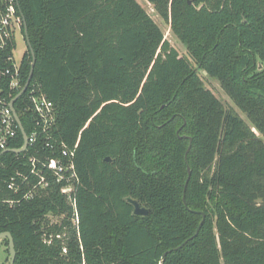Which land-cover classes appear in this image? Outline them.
<instances>
[{"label": "trees", "instance_id": "1", "mask_svg": "<svg viewBox=\"0 0 264 264\" xmlns=\"http://www.w3.org/2000/svg\"><path fill=\"white\" fill-rule=\"evenodd\" d=\"M147 1L195 65L137 0H18L22 85L34 53L30 88L56 107L55 139L78 143L81 184L76 210L58 186L11 206L21 199L6 181L46 150L0 156V233L15 264H264V0ZM22 145L19 134L10 147Z\"/></svg>", "mask_w": 264, "mask_h": 264}, {"label": "built area", "instance_id": "2", "mask_svg": "<svg viewBox=\"0 0 264 264\" xmlns=\"http://www.w3.org/2000/svg\"><path fill=\"white\" fill-rule=\"evenodd\" d=\"M24 19L18 12V0H0V156L10 147L21 134L15 113L21 121V116L31 120V132L27 134V149L42 142L45 154L36 151L34 155L23 162L24 170L17 171L6 181L7 188L21 200L5 201L13 206L22 200H32L48 195L53 186L59 187V193L76 210L75 194L80 186V178L75 165L78 143L70 148L55 139L53 129L57 122V111L40 84L35 83L14 104V98L23 90L22 63L16 61L14 49L17 33L23 34ZM23 100L17 109V103ZM23 137V136H22ZM24 145V141H23ZM23 145L20 148L23 147ZM15 154V153H14ZM19 159V157H17ZM78 219H74V224Z\"/></svg>", "mask_w": 264, "mask_h": 264}, {"label": "rangeland", "instance_id": "3", "mask_svg": "<svg viewBox=\"0 0 264 264\" xmlns=\"http://www.w3.org/2000/svg\"><path fill=\"white\" fill-rule=\"evenodd\" d=\"M137 2L145 9V11L151 16V18L158 24L161 28L164 38L169 41L171 46L175 48L181 57H184L193 62L191 55L189 54L185 45H183L178 38L172 33L170 24L165 22L155 11L154 7L147 0H137ZM28 50V46L24 36L21 33L16 35V46L14 49V55L17 63L21 64L24 58L25 53ZM194 64V62H193ZM195 65V64H194ZM200 75L204 81V84L207 89L214 92L218 99L222 102L226 109H234L242 119L248 124L253 131L260 136L256 129L251 125L247 116L242 113L232 102V100L226 95L224 90L221 87L219 81L209 77L204 70H200ZM52 222H59L57 218H51ZM9 245H7L5 239L0 241V264H9L10 255L8 253Z\"/></svg>", "mask_w": 264, "mask_h": 264}, {"label": "water", "instance_id": "4", "mask_svg": "<svg viewBox=\"0 0 264 264\" xmlns=\"http://www.w3.org/2000/svg\"><path fill=\"white\" fill-rule=\"evenodd\" d=\"M24 32H25V40H26L27 46L30 48V43H29V38H28V29H27V24H26V21L25 20H24ZM32 54H33V63H32V67H31V71H30L28 80H27V82H26L23 90L12 101V103H11L12 108L14 107V104L27 91V89H28V87L31 84V81L33 79L36 59L34 57V53H32ZM14 113H15V117L17 119V122L19 123V126H20V130H21V133H22V136H23L24 145H23V147L21 149L7 150L3 154H5V153H15V154H19V153L24 152L27 149V146H28V137H27V134H26V132H25V130L23 128V125H22L19 117L17 116L16 112H14ZM107 161H111L110 158H108ZM184 200H185V198H184ZM127 201H128L129 204H131L134 207V211H133L134 215H137V216H147L149 214V210L147 208L143 207L137 200H134L132 198H128ZM203 223H204V219L202 220V222H201V224H200V226H199L196 234L199 233V231H200ZM3 239H8L9 240V255H10V262H9V264H15V260H16V249H15L14 239H13L12 235L10 233H8V232L0 233V241L3 240ZM165 256H166V254L163 255V258Z\"/></svg>", "mask_w": 264, "mask_h": 264}]
</instances>
